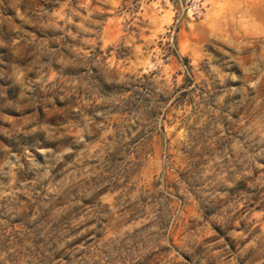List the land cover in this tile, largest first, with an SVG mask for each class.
<instances>
[{"label":"rangeland","instance_id":"obj_1","mask_svg":"<svg viewBox=\"0 0 264 264\" xmlns=\"http://www.w3.org/2000/svg\"><path fill=\"white\" fill-rule=\"evenodd\" d=\"M0 264H264V0H0Z\"/></svg>","mask_w":264,"mask_h":264}]
</instances>
